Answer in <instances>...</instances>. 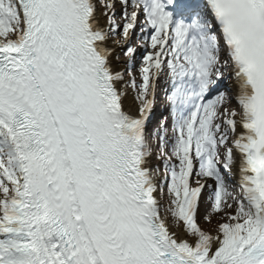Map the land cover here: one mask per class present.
<instances>
[{
	"label": "snow or ice",
	"instance_id": "obj_1",
	"mask_svg": "<svg viewBox=\"0 0 264 264\" xmlns=\"http://www.w3.org/2000/svg\"><path fill=\"white\" fill-rule=\"evenodd\" d=\"M0 264H264V0H0Z\"/></svg>",
	"mask_w": 264,
	"mask_h": 264
}]
</instances>
